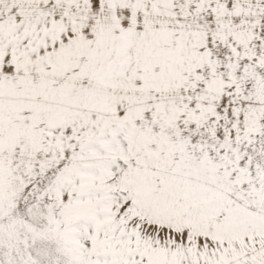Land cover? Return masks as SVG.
Returning a JSON list of instances; mask_svg holds the SVG:
<instances>
[{"label":"snow or ice","instance_id":"obj_1","mask_svg":"<svg viewBox=\"0 0 264 264\" xmlns=\"http://www.w3.org/2000/svg\"><path fill=\"white\" fill-rule=\"evenodd\" d=\"M0 264H264V0H0Z\"/></svg>","mask_w":264,"mask_h":264}]
</instances>
